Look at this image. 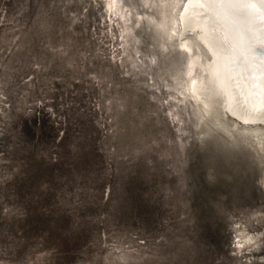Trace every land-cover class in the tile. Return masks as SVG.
I'll return each mask as SVG.
<instances>
[{
  "label": "rangeland",
  "instance_id": "1",
  "mask_svg": "<svg viewBox=\"0 0 264 264\" xmlns=\"http://www.w3.org/2000/svg\"><path fill=\"white\" fill-rule=\"evenodd\" d=\"M185 2L0 0V264H264V128L189 95Z\"/></svg>",
  "mask_w": 264,
  "mask_h": 264
},
{
  "label": "bare ground",
  "instance_id": "2",
  "mask_svg": "<svg viewBox=\"0 0 264 264\" xmlns=\"http://www.w3.org/2000/svg\"><path fill=\"white\" fill-rule=\"evenodd\" d=\"M178 14L172 25L192 58L189 95L205 110L219 104L236 125L264 128V0H186ZM190 38L200 54L192 53Z\"/></svg>",
  "mask_w": 264,
  "mask_h": 264
},
{
  "label": "trees",
  "instance_id": "3",
  "mask_svg": "<svg viewBox=\"0 0 264 264\" xmlns=\"http://www.w3.org/2000/svg\"><path fill=\"white\" fill-rule=\"evenodd\" d=\"M38 120H35V125H38V122H37ZM39 121H40V119H39Z\"/></svg>",
  "mask_w": 264,
  "mask_h": 264
},
{
  "label": "water",
  "instance_id": "4",
  "mask_svg": "<svg viewBox=\"0 0 264 264\" xmlns=\"http://www.w3.org/2000/svg\"><path fill=\"white\" fill-rule=\"evenodd\" d=\"M223 111V110H222ZM262 125V123H260Z\"/></svg>",
  "mask_w": 264,
  "mask_h": 264
}]
</instances>
